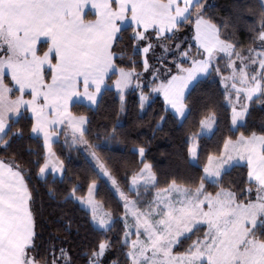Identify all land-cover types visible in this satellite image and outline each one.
I'll return each mask as SVG.
<instances>
[{
  "label": "snow or ice",
  "instance_id": "obj_1",
  "mask_svg": "<svg viewBox=\"0 0 264 264\" xmlns=\"http://www.w3.org/2000/svg\"><path fill=\"white\" fill-rule=\"evenodd\" d=\"M210 8L207 0H0V151L12 152L0 156V264H72L63 245L49 243L40 251L32 165H38V180L47 181L50 168L61 181H70L64 201L91 209V222L101 231L122 222L125 264H264V124L235 134L247 125L250 101L264 103L258 99L264 98V0H236L222 21ZM90 12L94 18H88ZM241 22L251 41L247 46L238 37ZM185 30L191 35L181 38ZM112 76L118 117L127 111L131 87L138 91L140 111L146 112L151 94L159 92L180 123L193 111L186 90L202 77L217 84L231 110L229 135L222 148L208 153L198 181L193 176L180 182L172 173L157 187L158 170L146 158V144L134 146L135 168L110 155L113 141L126 137L119 118L111 127L93 125L92 115L70 110L74 97L98 107ZM208 99L200 105V130L186 135L194 160L200 131L218 126L224 106L213 103L209 109ZM22 108L31 113L28 138H42L43 145L27 161L13 148L24 137V129L14 127ZM61 134L68 155L53 151ZM73 150L91 174L87 193L79 196L87 177L69 174ZM237 160L247 164L243 187L224 180ZM101 183L111 186L117 200L115 209L98 215L93 192ZM112 246L111 239H101L86 250L85 264H104Z\"/></svg>",
  "mask_w": 264,
  "mask_h": 264
},
{
  "label": "trees",
  "instance_id": "obj_2",
  "mask_svg": "<svg viewBox=\"0 0 264 264\" xmlns=\"http://www.w3.org/2000/svg\"><path fill=\"white\" fill-rule=\"evenodd\" d=\"M235 2L236 0H207V3L211 6L209 11L217 21H222L223 18L229 15ZM128 31L131 30L128 29ZM238 37L245 46L251 43L247 38V29L243 22L239 26ZM41 47H46V45L42 44ZM114 79L115 76H112L111 80L107 81L105 91L100 96L98 107H86L82 103H74L71 105L70 110L77 114L92 115L93 125L107 123L111 127V122L119 118L123 125L121 131L126 134V137H122L121 142L113 141L108 149L110 155L118 161L127 160L129 166L135 168L138 166L136 161L139 160V154L138 151L135 155L133 154L134 146L138 148L140 143L146 144L148 149L146 158L153 162L156 166L155 170H158L160 183L157 187H164L165 180L170 179L172 173L176 174L180 182H185L193 176L198 181L202 166L207 162L208 153L216 152L218 148H222L223 136L229 135L227 129L231 124V110L226 105L220 91H218L217 84L213 83L211 78L204 79L202 77L198 83L188 90L190 92L189 101L193 104V111L183 123H180V120L173 118L171 111L165 107L161 97L154 93L151 94L150 101L147 103V111H140L137 103L138 94L133 89L126 91L127 111L118 117L119 95L110 87ZM222 87L221 85L220 88ZM15 94L13 93V95ZM206 96L209 97L206 101L209 109H211L213 103H220L224 106L219 108L218 126L214 128L210 135H201L197 139L198 160H196V163H189L186 135L200 130L199 120L204 114V109L200 105ZM258 99L264 98L258 97ZM165 114L168 115V118L159 120V117ZM245 119L247 125L236 128V135L242 131L250 132L253 128L258 130L264 124V103H258L256 99L250 101L249 112L246 114ZM31 122V118L23 110L19 113V122L14 125V127L24 129V137L14 142L13 148L24 156L25 161L35 159V152L43 151L41 139L28 138ZM93 131H95V128H93ZM233 138H235V135H233ZM29 148L33 150V153L27 151ZM53 151L58 155L62 152L64 155H68L67 149L64 147V138H60L53 144ZM11 155V151H0V156L8 157ZM30 167L32 168L29 178L30 187L33 189L35 196L33 205L35 228L39 234L41 253L45 251L44 245L55 243L57 249L63 245L69 250L72 264H85L88 259V255L85 254L86 250L90 251L92 246L97 245L101 239L108 238L112 240L113 246L107 252L104 264H110L113 260L119 261V264H125V257L121 253L119 245L122 236V222L117 221L110 231H101L95 228L91 223L90 214L80 207L77 202L64 201V193L71 186L70 181L67 179L61 181L58 177L50 174H48L47 181L38 180L35 175L38 165ZM68 167L70 169L69 174L74 179L77 176L87 177V179H83L82 187L77 192L78 196L84 195L91 174L87 172L83 157L79 156L75 150L70 154ZM229 179L240 182L243 187V181L247 179V165L236 164L232 167L225 175V183ZM50 187L54 189V193L48 191ZM95 198L106 211L116 208L117 197L106 184H100L98 191L95 192ZM147 198H150V195ZM115 215L118 217L119 212H115ZM68 219H71L70 225L67 223ZM193 238H195V234ZM184 243L186 246L189 241ZM176 250L182 251L183 248H176Z\"/></svg>",
  "mask_w": 264,
  "mask_h": 264
},
{
  "label": "rangeland",
  "instance_id": "obj_3",
  "mask_svg": "<svg viewBox=\"0 0 264 264\" xmlns=\"http://www.w3.org/2000/svg\"><path fill=\"white\" fill-rule=\"evenodd\" d=\"M191 35V33L190 32H188L187 30H185L184 32H183V34H182V36H181V38H185V37H187V36H190ZM173 47H175V44H173ZM157 51H159V49L157 50ZM149 57H151V55H152V53H149V54H147ZM115 80V79H114ZM113 80V81H114ZM113 83V82H112ZM110 87L112 88V89H114L115 91H116V89H115V86H114V84H111L110 85ZM129 89H132L131 87H129L127 90H129ZM126 90V91H127ZM117 92V91H116ZM188 92V91H187ZM156 93H158V92H154V94H156ZM118 94V93H117ZM137 94H138V91H137ZM148 103V102H147ZM210 133H211V130H202V131H200V136L201 135H210ZM196 147H197V142H196ZM188 158H189V161H191V163H196V160H194L193 158H191L190 156H188ZM237 161H239V160H237ZM48 174H50V175H52V176H55V177H58L59 178V175H60V173H52L51 172V170H50V168H49V170H48ZM109 187H110V189H111V186L110 185H108ZM111 191L114 193V191L111 189ZM95 192L96 191H94L93 192V195L95 196ZM86 193H87V191H86ZM85 193V194H86ZM114 195L116 196V194L114 193ZM253 195H254V193H253ZM96 199V198H95ZM78 203V202H77ZM79 204V203H78ZM80 205V204H79ZM80 207H82L84 210H86L85 208H84V206L83 205H80ZM89 214H90V218H91V209H87L86 210ZM106 210L105 209H103V207L101 206V204H100V207L97 209V214L98 215H102L104 212H105ZM92 223V222H91ZM92 225L95 227V228H97V229H99L96 225H94L93 223H92Z\"/></svg>",
  "mask_w": 264,
  "mask_h": 264
},
{
  "label": "crops",
  "instance_id": "obj_4",
  "mask_svg": "<svg viewBox=\"0 0 264 264\" xmlns=\"http://www.w3.org/2000/svg\"><path fill=\"white\" fill-rule=\"evenodd\" d=\"M88 18H94V13H89V16H88ZM42 40H43V38H41ZM49 76H50V73H49ZM113 84V83H112ZM189 90V89H188ZM188 90H186V92L188 91ZM81 91H83V86L81 85ZM16 95V94H15ZM155 95H158V96H160L161 97V99H162V101L164 102V98H163V95L162 94H160L159 92L158 93H156ZM74 103H82V104H84V105H86V101L83 99V98H73V100L70 102V104H69V107H71V105L72 104H74ZM164 105H165V107L167 108V109H169L171 112H172V110L170 109V107H168V106H166V104H165V102H164ZM25 111L28 115H29V117L31 118V113L29 112V111H27L26 109H21L20 110V112H22V111ZM231 112V111H230ZM178 120H180V118H177ZM212 131L213 130H211V133H212ZM210 133V134H211ZM60 138H64V136H63V134H61L60 135V137H59V139ZM41 140H42V138H41ZM57 140H55L54 139V142H53V144L56 142ZM236 164H246V161H235V165ZM247 165V164H246Z\"/></svg>",
  "mask_w": 264,
  "mask_h": 264
}]
</instances>
